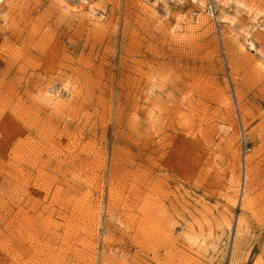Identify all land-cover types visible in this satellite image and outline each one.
<instances>
[{"label":"rangeland","instance_id":"rangeland-1","mask_svg":"<svg viewBox=\"0 0 264 264\" xmlns=\"http://www.w3.org/2000/svg\"><path fill=\"white\" fill-rule=\"evenodd\" d=\"M0 264H264V0H0Z\"/></svg>","mask_w":264,"mask_h":264}]
</instances>
